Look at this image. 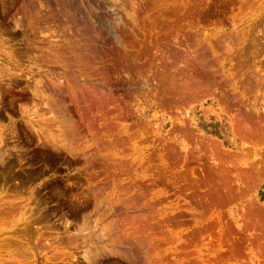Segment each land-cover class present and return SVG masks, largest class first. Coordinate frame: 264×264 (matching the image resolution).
<instances>
[{
	"label": "rangeland",
	"instance_id": "obj_1",
	"mask_svg": "<svg viewBox=\"0 0 264 264\" xmlns=\"http://www.w3.org/2000/svg\"><path fill=\"white\" fill-rule=\"evenodd\" d=\"M0 23L33 76L0 71V264H86L79 229L95 264H264V0H0Z\"/></svg>",
	"mask_w": 264,
	"mask_h": 264
},
{
	"label": "bare ground",
	"instance_id": "obj_2",
	"mask_svg": "<svg viewBox=\"0 0 264 264\" xmlns=\"http://www.w3.org/2000/svg\"><path fill=\"white\" fill-rule=\"evenodd\" d=\"M258 1V0H257ZM39 2V1H38ZM42 2V1H41ZM40 3V2H39ZM39 5V4H38ZM89 7V6H88ZM113 7V6H112ZM41 8H43V7H41ZM84 8V7H83ZM114 8V7H113ZM44 9V8H43ZM26 11V10H25ZM87 11V10H86ZM39 15V14H38ZM114 16V15H113ZM117 20V19H116ZM122 20V19H121ZM20 21V20H19ZM18 23V21H15V24H17ZM250 24V23H249ZM0 25H1V23H0ZM18 26H19V24H17ZM111 25V24H110ZM113 27V26H112ZM264 27V26H263ZM16 28V27H15ZM251 28V27H250ZM249 29V28H248ZM110 30V29H109ZM258 30H259V28H258ZM239 31V33L241 32V30H238ZM247 31V30H246ZM250 31V30H249ZM264 31V30H263ZM51 32V31H50ZM250 32H252V31H250ZM256 32V31H255ZM260 32V31H259ZM2 33V32H1ZM246 33V32H245ZM247 33H249L248 31H247ZM253 33V32H252ZM261 33H263V32H260V34H259V36L261 37ZM44 34V33H43ZM231 34V33H230ZM250 34V33H249ZM3 36H5L4 34H2ZM224 35V34H223ZM237 35H238V33H237ZM1 36V35H0ZM258 36V35H257ZM264 36V35H263ZM2 37V36H1ZM221 37V36H220ZM244 37H246V36H244ZM240 38V37H239ZM238 38V39H239ZM253 38V37H252ZM264 38V37H263ZM222 39V38H221ZM68 40V39H67ZM251 40V39H250ZM66 41V40H65ZM239 41V40H238ZM245 41V40H244ZM43 42V41H42ZM255 42V41H254ZM254 42H252L251 43V45L254 43ZM32 43V42H31ZM233 43V42H232ZM245 43V42H244ZM47 44L50 46L51 44H53L52 43V41L50 40V41H48L47 42ZM229 44V43H228ZM227 44V45H228ZM235 44V43H234ZM237 44V43H236ZM34 45V44H33ZM241 45H243V43L241 44ZM249 45V44H248ZM219 46V45H218ZM217 46V47H218ZM232 45H230L229 47H230V50H231V47ZM238 46V45H237ZM247 46V45H246ZM264 46V45H263ZM234 47V46H233ZM245 47V46H244ZM249 47V46H248ZM26 48V47H25ZM201 48V47H200ZM226 48H228V47H226ZM242 48V47H241ZM233 49V48H232ZM240 49V48H239ZM230 50H228V49H226V51H224L225 52V54L227 53V55H228V53H230ZM242 50V49H241ZM209 51V50H208ZM227 51H229V52H227ZM233 50H231V52H232ZM243 51V50H242ZM250 51H252V50H250ZM249 51V52H250ZM254 51V50H253ZM223 52V53H224ZM241 52V51H240ZM257 52V51H256ZM261 52V51H260ZM259 52V53H260ZM237 53V52H236ZM243 53V52H242ZM9 55L11 54V53H8ZM14 54V53H13ZM222 54V53H221ZM239 54H241V53H239ZM248 54H250V53H248ZM262 54V53H261ZM226 55V56H227ZM234 55V54H233ZM233 55H231V56H233ZM242 55V54H241ZM246 55H247V53H246ZM245 55V56H246ZM252 55V54H251ZM250 55V56H251ZM254 55V54H253ZM253 55H252V57H253ZM257 55V54H256ZM260 55V54H259ZM11 56V55H10ZM9 56V57H10ZM213 56H214V54H213ZM225 56V55H224ZM230 56V57H231ZM261 56V55H260ZM264 55H262V57H263ZM32 57V56H31ZM30 57V58H31ZM218 57V56H217ZM220 57V56H219ZM227 57H229V56H227ZM236 57V56H235ZM239 57V56H238ZM243 57H244V55H243ZM255 57V56H254ZM11 58V57H10ZM250 58V57H249ZM9 59V58H8ZM216 59V58H215ZM240 59V58H239ZM257 59H258V57H257ZM48 60V59H47ZM219 60V59H218ZM227 60V59H226ZM243 60V59H242ZM259 60V59H258ZM261 60V59H260ZM235 61V60H234ZM239 61V60H238ZM262 61V60H261ZM260 61V62H261ZM217 62V61H216ZM240 62V61H239ZM239 62H237L238 64H239ZM248 62V61H247ZM250 62V61H249ZM257 62V60L256 61H254L253 63H256ZM214 63V62H213ZM233 63H235V62H233ZM252 63V64H253ZM258 63V62H257ZM37 64V63H36ZM249 64V63H248ZM251 64V63H250ZM35 65V64H34ZM234 65V64H233ZM0 71L1 70H5V71H7L8 73H10L9 75H11V78L13 77H15L16 79H22V77H24V79L26 80V82L28 83L29 81H31L30 79L33 77L32 76V73H31V71L30 70H28V72H25L24 70H21V69H19V68H17V67H15V68H13V65H10L9 64V62H6L5 61V58L4 57H2L1 55H0ZM5 66H7V69L5 68ZM234 66H236V65H234ZM244 66V65H243ZM247 66V65H246ZM253 66V65H252ZM256 66H258V65H254V67H256ZM218 67V66H217ZM231 67H232V65H231ZM240 67V66H239ZM233 68H235V67H233ZM245 68V67H244ZM40 69V68H39ZM38 69V70H39ZM224 69V68H223ZM243 69V68H242ZM257 69V68H256ZM264 69V68H263ZM37 70V69H36ZM222 70V69H221ZM235 71H236V68H235ZM258 71V70H257ZM239 72H240V70H239ZM247 72V71H246ZM2 74V73H1ZM224 74V73H223ZM240 74H242L243 75V73H239V75ZM201 75V74H200ZM245 75V74H244ZM253 75H254V72H253ZM177 76V75H176ZM262 76H264V75H262ZM3 77V76H2ZM8 77V76H7ZM198 77V76H197ZM205 77V76H204ZM239 77V76H238ZM244 77V76H243ZM251 77V76H250ZM256 78L255 79H257L258 77H259V74H258V76L256 75L255 76ZM5 78V77H4ZM9 78V77H8ZM234 78V77H233ZM240 78V77H239ZM242 78V77H241ZM260 78V77H259ZM262 78H264V77H262ZM186 79V78H185ZM236 79V78H235ZM0 80H3V79H0ZM15 80V79H14ZM33 80V79H32ZM188 80V79H187ZM194 79H192V81H193ZM241 80V79H240ZM239 80V81H240ZM248 80V79H247ZM11 81V80H10ZM17 81V80H16ZM185 81V80H184ZM257 81V80H256ZM258 81H259V79H258ZM258 81H257V83H258ZM263 81V80H262ZM1 82V81H0ZM8 82V81H7ZM261 82V81H260ZM259 82V83H260ZM182 83V82H181ZM187 82H185V84H186ZM208 83V82H207ZM225 83V82H224ZM6 84V83H5ZM33 84H34V82H33ZM189 84H191V83H189ZM226 84V83H225ZM264 84V83H263ZM9 85V84H8ZM47 85V84H46ZM45 85V86H46ZM183 85V84H182ZM241 85H244V84H241ZM250 85H251V83H250ZM34 87H32V90H31V86L29 87V85L27 86V88L29 89V90H31V94H33V96L31 97L32 98V101H33V99L35 98H40L41 100H42V102L44 103V104H49V107L51 108V106H50V101L49 102H47V103H45L47 100H46V98L48 99V98H50L49 96H47V91H46V93H45V89L44 88H42L41 86H40V82H37L35 85H33ZM188 86V85H187ZM246 86V85H245ZM253 86H255V85H253ZM258 86V85H257ZM41 87V88H40ZM208 87V86H207ZM240 87V86H239ZM244 87V86H243ZM263 88H264V86H262ZM261 87V88H262ZM182 88V87H181ZM241 88V87H240ZM249 88V87H248ZM260 88V89H261ZM197 89V88H196ZM244 89V88H243ZM246 90H248L247 88H245ZM244 89V90H245ZM253 89V88H252ZM55 90V89H54ZM251 90V89H250ZM253 90H255V88L253 89ZM257 90V89H256ZM263 90V89H262ZM182 91V90H181ZM194 91H196V90H194ZM249 91V90H248ZM264 91V90H263ZM256 92V91H255ZM258 92V91H257ZM73 93V92H72ZM189 93V92H188ZM259 93H261V91L259 92ZM251 94V93H250ZM262 94H264V92L262 93ZM45 95H46V98H45ZM251 95H253V94H251ZM258 97H259V95L258 94H256ZM188 96H190V95H188ZM52 97H54V96H51V99H53ZM177 97V96H176ZM242 97V96H241ZM257 97V98H258ZM262 97V96H261ZM248 99V98H247ZM43 100H46L45 102L43 101ZM54 100H56L55 98H54ZM35 101V100H34ZM40 101V100H39ZM53 101V100H52ZM62 101V100H61ZM251 101H253V100H251ZM54 102V103H53ZM52 103L53 104H55V101H53ZM201 102V101H200ZM244 102V101H243ZM35 103V102H34ZM37 103V102H36ZM39 103H41V101L39 102ZM39 103H38V107H39ZM253 103V102H252ZM0 104H1V95H0ZM64 104V103H63ZM254 104H255V102H254ZM34 105V104H33ZM36 106H37V104H35ZM35 105H34V107H35ZM41 105H42V103H41ZM55 105H58L57 103L55 104ZM62 105V104H61ZM242 105V104H241ZM250 106V108H251V105H249ZM47 107H48V105H47ZM246 107V106H245ZM255 108H258V107H256V105H255ZM247 109V111H248V107L246 108ZM251 109H254V108H251ZM35 110V109H34ZM38 110V109H37ZM51 111V110H50ZM251 111V110H250ZM254 111V110H253ZM257 111V110H256ZM259 111V110H258ZM258 111H257V113H258ZM34 112V111H33ZM260 112V111H259ZM263 112V111H262ZM29 113H31V111H29L28 113L26 112V111H23L22 110V114H23V117L25 118V122H26V124H28L29 125V127L33 130V131H35L36 133L40 130V122H38L37 120L35 121L34 119H36V118H33V117H35V116H33V117H30V116H28V114ZM35 114L37 113V114H39V112H37L36 110H35V112H34ZM48 114H51L52 115V111H51V113H49V111H48ZM259 115V114H258ZM39 116V115H38ZM37 117V116H36ZM51 117V116H50ZM258 117V116H257ZM3 118V117H2ZM39 119H40V117H39ZM43 119V118H42ZM41 119V120H42ZM54 120H56V118L54 119ZM259 121V120H258ZM24 122V123H25ZM256 122V121H255ZM71 123V122H70ZM27 125V126H28ZM241 126V125H240ZM70 127V126H69ZM247 128L249 127V125H247L246 126ZM29 128V129H30ZM240 128V127H239ZM243 128V127H242ZM246 130V129H245ZM249 131H250V128L248 129ZM252 130V129H251ZM253 131V130H252ZM4 132V131H3ZM31 133V132H30ZM51 133V132H50ZM15 133L13 132V135H14ZM248 134V133H247ZM48 135V134H47ZM252 135V134H251ZM249 136H250V134H249ZM5 138V137H4ZM39 138V137H38ZM37 138V139H38ZM70 138V137H69ZM62 139V138H61ZM1 140V139H0ZM3 140V139H2ZM39 140V139H38ZM50 141V140H49ZM53 141V140H52ZM2 142H4V141H1V143ZM51 142V141H50ZM66 142V141H65ZM52 144V143H51ZM55 144V143H54ZM1 145H3V144H1ZM0 145V146H1ZM50 145V144H49ZM4 146V145H3ZM6 146V145H5ZM75 146V145H74ZM74 146H72V147H74ZM2 147V146H1ZM3 148V147H2ZM6 148V147H5ZM56 148V147H55ZM74 149H76V148H74ZM4 151H5V149H4ZM6 152V151H5ZM69 152V151H68ZM9 153V152H8ZM72 153V152H71ZM18 154V153H17ZM5 155V154H4ZM4 155L2 156V158L4 157ZM85 157V156H84ZM3 160V159H2ZM27 174H29V173H27ZM17 181V180H16ZM34 182V181H33ZM30 185V184H29ZM94 192V191H93ZM97 200V199H96ZM105 201V200H104ZM5 202H7V201H5ZM12 202V201H11ZM101 202V201H100ZM4 204V203H3ZM10 204V203H9ZM12 204V203H11ZM107 204V203H106ZM8 205V204H7ZM2 206V205H1ZM13 206V205H12ZM12 206H10V207H12ZM101 206V205H100ZM6 207V206H5ZM8 207V206H7ZM106 207H108L107 205H106ZM19 208V207H18ZM17 209V208H16ZM1 210H2V207H1ZM9 210V209H8ZM7 210V211H8ZM6 212V211H5ZM111 212V211H110ZM1 213V212H0ZM14 213V212H13ZM12 215V214H11ZM14 215V214H13ZM3 217V216H2ZM33 219V218H32ZM30 220V219H29ZM89 220V219H88ZM111 220V219H110ZM34 221V220H33ZM27 223H29L28 221H26ZM25 222V223H26ZM108 223V222H107ZM109 223L111 224L112 222H110L109 221ZM24 224V223H23ZM113 225V224H112ZM108 226H110V225H108ZM33 227V226H32ZM94 227V226H93ZM104 227H105V224H104ZM18 228V227H17ZM20 228H22L23 230H26V227H21L20 226ZM91 228V227H90ZM106 228V227H105ZM107 228H109V227H107ZM113 228V227H112ZM79 229V228H78ZM89 229V228H88ZM85 230H87V229H85ZM85 230H84V232H85ZM96 230V229H95ZM91 231H92V229H91ZM99 231V230H98ZM103 231V230H102ZM109 231V230H108ZM70 232V231H69ZM73 233V232H72ZM87 233V232H86ZM96 233V232H95ZM94 233V234H95ZM118 233V232H117ZM23 234H24V232H23ZM22 234V235H23ZM79 234H80V237H79ZM83 234V231L82 230H80L79 229V233H77V234H71V233H69V240L70 241H72L74 244L76 243V242H78V241H80V239L81 240H83L82 242V245H86V247H87V249H85L84 248V250H85V252H84V255H83V259H84V261L86 262V264H95V261H96V259L98 258V257H100V256H102L105 252H107V250H108V248H106L105 246L103 247L102 246V243L101 244H99V245H101L100 246V249H97V245H95L96 246V249H95V252L94 251H90L89 250V243L88 242H86L87 240H88V238H89V236H90V233H88L86 236L85 235H82ZM98 234V233H97ZM116 234V233H115ZM119 234V233H118ZM125 234V233H124ZM42 235V234H41ZM99 235V234H98ZM100 235H104L102 232H101V234ZM99 235V237H101ZM17 236H19V235H17ZM24 236H25V234H24ZM40 236V235H39ZM47 236V235H46ZM106 236H109V235H105L104 237L105 238H107ZM116 236V235H115ZM2 238H3V235L1 236ZM0 237V239L1 240H3L2 238ZM26 237V236H25ZM57 237V236H56ZM92 237H94V236H92ZM98 236H96V238H97ZM103 237V236H102ZM122 237V236H121ZM16 238V237H15ZM19 239L21 238V237H18ZM40 238H42V237H40ZM114 238V237H113ZM119 238V237H118ZM27 239H29V238H27ZM34 239V238H33ZM37 239H38V237H37ZM52 239H54V238H52ZM102 239V238H101ZM110 239V238H109ZM9 240V239H8ZM16 240V239H15ZM23 240V239H22ZM43 240H45L44 239V237H43ZM46 240H47V238H46ZM45 240V241H46ZM59 240V239H58ZM64 239H62V241H63ZM103 240V239H102ZM113 240V239H112ZM116 239H114V241H115ZM4 241V240H3ZM10 241V240H9ZM16 241H18V240H16ZM51 241V240H50ZM53 241V240H52ZM113 241V242H114ZM47 242L49 243V240H47ZM54 242V241H53ZM98 242V241H97ZM109 242H112V241H109ZM108 242V243H109ZM116 242V241H115ZM118 242V241H117ZM116 242V243H117ZM35 243V242H34ZM48 243L46 244V242H45V245L47 246L48 245ZM51 243V242H50ZM49 243V244H50ZM81 243V242H80ZM1 244H3V242L1 243ZM23 244V243H22ZM40 244V243H39ZM44 244V243H43ZM42 244V245H43ZM68 244H70V243H68ZM72 244V243H71ZM6 245V244H5ZM78 245V244H77ZM90 245H92L91 243H90ZM98 245V246H99ZM114 245V244H113ZM1 246V245H0ZM92 246H94V245H92ZM126 246V245H125ZM27 247V246H26ZM30 247V246H29ZM108 247V246H107ZM119 246H117V248H118ZM31 248V247H30ZM33 248V247H32ZM44 248H46V247H44ZM52 248V247H51ZM51 248H49V250L51 249ZM91 248V247H90ZM115 248V247H114ZM107 249V250H106ZM110 249V248H109ZM119 249V248H118ZM117 250V249H116ZM32 251V250H31ZM81 252H82V249H81ZM120 252V251H119ZM129 252V251H128ZM34 253V252H33ZM76 253V252H75ZM74 252H71V253H69V255L71 256L70 257V259L72 260H77L76 259V254H75ZM116 253V252H115ZM35 254V253H34ZM124 255H126V254H124ZM46 256V255H45ZM49 256V255H48ZM115 256V255H114ZM36 258V257H35ZM50 258V257H49ZM46 259V258H45ZM80 259H82V258H80ZM47 260H49V259H47ZM83 261V262H84ZM43 262V261H42ZM49 262V261H48ZM69 264H72V261H70V262H68ZM77 263V262H76ZM75 263V264H76ZM34 264H35V262H34ZM74 264V263H73ZM79 264V263H78Z\"/></svg>",
	"mask_w": 264,
	"mask_h": 264
}]
</instances>
